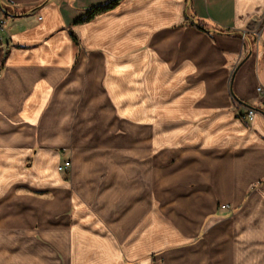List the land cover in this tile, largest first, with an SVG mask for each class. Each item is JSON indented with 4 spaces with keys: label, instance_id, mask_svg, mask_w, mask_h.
I'll return each instance as SVG.
<instances>
[{
    "label": "crops",
    "instance_id": "1",
    "mask_svg": "<svg viewBox=\"0 0 264 264\" xmlns=\"http://www.w3.org/2000/svg\"><path fill=\"white\" fill-rule=\"evenodd\" d=\"M113 1L3 7L0 264H264V0Z\"/></svg>",
    "mask_w": 264,
    "mask_h": 264
},
{
    "label": "rangeland",
    "instance_id": "2",
    "mask_svg": "<svg viewBox=\"0 0 264 264\" xmlns=\"http://www.w3.org/2000/svg\"><path fill=\"white\" fill-rule=\"evenodd\" d=\"M3 6V5H2ZM5 7V6H3ZM66 162H71V159H70V154L68 153V151H64L62 153V159L60 161V165H59V170L60 172L62 173V177L64 178V180L66 181H70L71 177H72V162H71V167L68 168V169H63L61 170L60 168L63 167L65 165ZM20 192H22L24 194V196L26 195H34V196H47V195H40L39 193H33V191H28L26 188L25 189H20ZM154 197L156 198L157 195L154 194ZM71 214V213H70ZM62 216V215H60ZM3 238H4V241H3ZM19 238L21 237H0V246H2L3 248V245H5L6 248H4L2 250V252L5 254V255H8V250H15L14 252L17 251V249H19V246H21V248H24L26 249V253H30L33 249V237H22L21 241H19ZM39 238V237H38ZM8 239L7 241V245L5 244V241ZM23 243V245H21ZM4 254H1L4 255ZM12 255H15L14 253ZM5 258V257H4ZM6 259V258H5ZM6 260H9V259H6ZM5 264H17V262H15V259H13V262L11 260H9L8 262H6Z\"/></svg>",
    "mask_w": 264,
    "mask_h": 264
},
{
    "label": "built area",
    "instance_id": "3",
    "mask_svg": "<svg viewBox=\"0 0 264 264\" xmlns=\"http://www.w3.org/2000/svg\"><path fill=\"white\" fill-rule=\"evenodd\" d=\"M10 1L11 0H0V45H2L3 43L5 44V40L8 38L7 25H8L9 17L4 12L3 6L8 5ZM258 91L264 95V90L262 89V87H259ZM255 116H256V111L253 108H247L244 113L240 114V119L242 121H251L254 119ZM70 167H71V162H66L65 165L60 169L63 170V169H68ZM221 208L226 210L229 208V206L222 205Z\"/></svg>",
    "mask_w": 264,
    "mask_h": 264
},
{
    "label": "trees",
    "instance_id": "4",
    "mask_svg": "<svg viewBox=\"0 0 264 264\" xmlns=\"http://www.w3.org/2000/svg\"><path fill=\"white\" fill-rule=\"evenodd\" d=\"M118 1L119 0H114L112 3H110L106 7H101V8L94 9L91 13L88 14V16L86 17V20H90L94 15H96L99 12H103L105 10L113 8L117 4ZM188 19L190 21V24L197 25L199 27V29H201L203 31H208L206 29V27L203 24H201L199 21L195 20L194 17L188 16Z\"/></svg>",
    "mask_w": 264,
    "mask_h": 264
},
{
    "label": "water",
    "instance_id": "5",
    "mask_svg": "<svg viewBox=\"0 0 264 264\" xmlns=\"http://www.w3.org/2000/svg\"><path fill=\"white\" fill-rule=\"evenodd\" d=\"M249 108H251V107H249Z\"/></svg>",
    "mask_w": 264,
    "mask_h": 264
}]
</instances>
